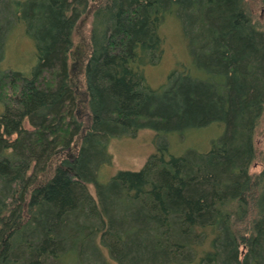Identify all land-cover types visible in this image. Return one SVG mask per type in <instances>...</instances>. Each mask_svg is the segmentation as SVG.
I'll return each instance as SVG.
<instances>
[{
    "label": "trees",
    "instance_id": "16d2710c",
    "mask_svg": "<svg viewBox=\"0 0 264 264\" xmlns=\"http://www.w3.org/2000/svg\"><path fill=\"white\" fill-rule=\"evenodd\" d=\"M90 10L79 92L73 34ZM172 19L194 72L151 89L142 68ZM15 23L34 44L26 73L1 68ZM0 106V264H264L263 155L250 173L264 29L246 0H0ZM211 124L206 152L169 154V135ZM143 130L155 153L101 183L110 142Z\"/></svg>",
    "mask_w": 264,
    "mask_h": 264
},
{
    "label": "rangeland",
    "instance_id": "374dc122",
    "mask_svg": "<svg viewBox=\"0 0 264 264\" xmlns=\"http://www.w3.org/2000/svg\"><path fill=\"white\" fill-rule=\"evenodd\" d=\"M249 10L254 16L255 22L264 29V11L261 0H246ZM164 27L163 54L160 62L155 66L142 68L147 85L151 89H158L165 84L172 69L192 71L191 58L189 57L186 42L182 35L179 23L170 20ZM92 24V10L78 21L74 34V48L70 59V76L76 91L82 92L83 66L86 63V47L89 41ZM4 59L1 68L5 71L17 70L28 72L35 62L34 44L26 36L24 25L15 23L14 28L8 35L4 46ZM194 72V71H192ZM81 96H79V100ZM0 112L2 107L0 106ZM80 115L85 121L84 109L80 106ZM27 126V125H26ZM29 127V126H27ZM222 128L211 124L205 128L185 132L184 134H172L167 137L169 154L181 156L188 150L206 152L212 141L220 135ZM156 134L152 130H143L135 138H121L110 142L108 152L112 156V164L102 167L98 172L99 181L103 184L118 171H139L147 158L155 153L154 139ZM254 144L257 155L264 156V118L260 121L255 135ZM264 159V158H263ZM263 159H257L251 166L250 173L255 174L262 170ZM89 190L94 195L93 188ZM104 257H106V253Z\"/></svg>",
    "mask_w": 264,
    "mask_h": 264
}]
</instances>
